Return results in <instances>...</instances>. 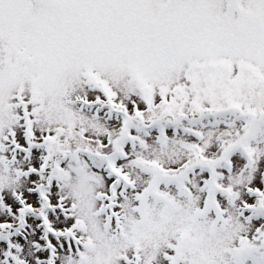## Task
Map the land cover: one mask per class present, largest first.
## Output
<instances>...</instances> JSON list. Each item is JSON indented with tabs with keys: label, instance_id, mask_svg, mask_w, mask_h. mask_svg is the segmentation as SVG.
I'll use <instances>...</instances> for the list:
<instances>
[{
	"label": "snow or ice",
	"instance_id": "1",
	"mask_svg": "<svg viewBox=\"0 0 264 264\" xmlns=\"http://www.w3.org/2000/svg\"><path fill=\"white\" fill-rule=\"evenodd\" d=\"M0 264H264V0H0Z\"/></svg>",
	"mask_w": 264,
	"mask_h": 264
}]
</instances>
